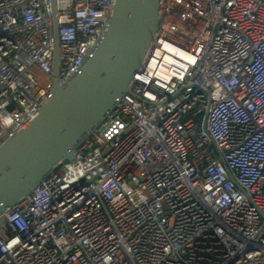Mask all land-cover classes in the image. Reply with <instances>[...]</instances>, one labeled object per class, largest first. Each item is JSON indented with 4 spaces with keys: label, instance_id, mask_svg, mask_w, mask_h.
<instances>
[{
    "label": "built area",
    "instance_id": "2783aa9c",
    "mask_svg": "<svg viewBox=\"0 0 264 264\" xmlns=\"http://www.w3.org/2000/svg\"><path fill=\"white\" fill-rule=\"evenodd\" d=\"M113 4L0 0V145L56 63L62 86L82 70ZM160 5L129 91L0 216V264H264V0Z\"/></svg>",
    "mask_w": 264,
    "mask_h": 264
},
{
    "label": "water",
    "instance_id": "95a60500",
    "mask_svg": "<svg viewBox=\"0 0 264 264\" xmlns=\"http://www.w3.org/2000/svg\"><path fill=\"white\" fill-rule=\"evenodd\" d=\"M161 0H114L105 35L67 85L57 82L36 117L0 145V216L10 211L74 150L129 91L160 28ZM57 23L55 35L57 39ZM58 54L56 40L55 55Z\"/></svg>",
    "mask_w": 264,
    "mask_h": 264
}]
</instances>
